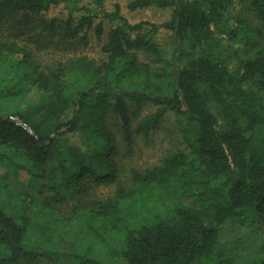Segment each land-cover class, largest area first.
Returning <instances> with one entry per match:
<instances>
[{
  "label": "trees",
  "instance_id": "trees-1",
  "mask_svg": "<svg viewBox=\"0 0 264 264\" xmlns=\"http://www.w3.org/2000/svg\"><path fill=\"white\" fill-rule=\"evenodd\" d=\"M81 1L0 0V21L61 5L38 26L85 45L95 14ZM148 7L171 13L100 12V60L45 59L0 35V264H264V0L125 5ZM160 28L170 52L150 40ZM168 113L182 146L125 170L119 149ZM17 172L34 189L15 194Z\"/></svg>",
  "mask_w": 264,
  "mask_h": 264
},
{
  "label": "rangeland",
  "instance_id": "rangeland-1",
  "mask_svg": "<svg viewBox=\"0 0 264 264\" xmlns=\"http://www.w3.org/2000/svg\"><path fill=\"white\" fill-rule=\"evenodd\" d=\"M127 1L128 0H104L102 10H98L92 0L81 1L80 5L86 9V12L95 14L91 26L89 29H85V33L88 37L85 45H82L75 39H60L59 36L49 34L47 31H44L41 26H38V20L40 18L47 20L52 18L63 19L66 16L67 9L61 5L51 7L47 12H44L39 16H30L23 27H20L22 29L19 27L16 28V24L11 22L10 19H3L0 21V35L17 37L18 40L25 42L45 59L52 57L67 58L82 54L95 60H100L104 57L101 51L103 37L99 40L95 37L94 27L99 22L103 25L104 30L108 29L111 25V23L103 18L100 12L103 11L110 13L113 11L114 5L118 4L121 8L122 15L131 23L138 21L160 23L166 20L171 13V9L169 8L163 9L157 7L127 11L125 8ZM239 5L241 4L236 3V6ZM82 13H84V10H80L74 14L78 16ZM248 16L249 19L252 20V15L249 14ZM147 37H150V34H147ZM150 40L155 41L162 49H166L169 52L171 51L173 39L170 31L163 28L157 29V31L151 32ZM136 49L143 59L148 57L146 56L147 53H145L140 47H137ZM143 112L144 108L142 109L141 114H143ZM14 119L18 121L16 118ZM180 145L179 136L175 133L174 117L171 113H168L162 116L155 126L150 127L146 135H138L134 138L133 144L129 147L123 146L120 148L116 157L120 163H123L125 170L129 169L132 165L146 167L157 163L165 154L174 151L179 148ZM4 171L5 169L0 165V173ZM7 179L9 187L15 194L20 193V191L23 190L24 192L27 191L25 189H28L29 191L34 189L32 186L22 188L27 179L26 174L23 172H17L14 173V175L8 174ZM64 209L66 208H61L59 210L61 214H63ZM233 235L234 234L228 230L224 235V239L230 240ZM225 248H228L231 251H236L240 249L241 246L225 244Z\"/></svg>",
  "mask_w": 264,
  "mask_h": 264
}]
</instances>
